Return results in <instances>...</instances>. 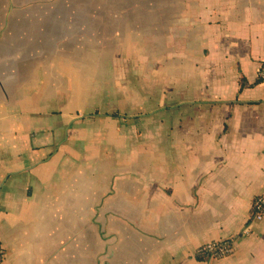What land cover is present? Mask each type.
I'll return each instance as SVG.
<instances>
[{
	"label": "crops",
	"instance_id": "obj_1",
	"mask_svg": "<svg viewBox=\"0 0 264 264\" xmlns=\"http://www.w3.org/2000/svg\"><path fill=\"white\" fill-rule=\"evenodd\" d=\"M263 59L264 0H0V264H264Z\"/></svg>",
	"mask_w": 264,
	"mask_h": 264
},
{
	"label": "built area",
	"instance_id": "obj_2",
	"mask_svg": "<svg viewBox=\"0 0 264 264\" xmlns=\"http://www.w3.org/2000/svg\"><path fill=\"white\" fill-rule=\"evenodd\" d=\"M256 78L264 83V59L258 62L256 70ZM264 217V191L256 195L251 203L249 219L261 220ZM248 227L243 230V233H248ZM232 251V246L229 240H210L200 244L195 253L199 256H207L212 258L222 257ZM2 250L0 247V261Z\"/></svg>",
	"mask_w": 264,
	"mask_h": 264
},
{
	"label": "rangeland",
	"instance_id": "obj_3",
	"mask_svg": "<svg viewBox=\"0 0 264 264\" xmlns=\"http://www.w3.org/2000/svg\"><path fill=\"white\" fill-rule=\"evenodd\" d=\"M86 1H91L92 3H95V4H101L102 1L118 2V1H125V0H86Z\"/></svg>",
	"mask_w": 264,
	"mask_h": 264
},
{
	"label": "trees",
	"instance_id": "obj_4",
	"mask_svg": "<svg viewBox=\"0 0 264 264\" xmlns=\"http://www.w3.org/2000/svg\"><path fill=\"white\" fill-rule=\"evenodd\" d=\"M259 81V80H258Z\"/></svg>",
	"mask_w": 264,
	"mask_h": 264
}]
</instances>
